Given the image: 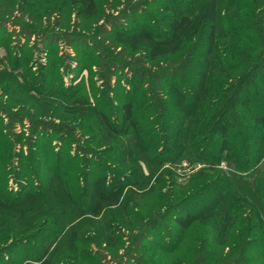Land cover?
<instances>
[{
    "label": "trees",
    "instance_id": "16d2710c",
    "mask_svg": "<svg viewBox=\"0 0 264 264\" xmlns=\"http://www.w3.org/2000/svg\"><path fill=\"white\" fill-rule=\"evenodd\" d=\"M64 1L84 19L97 14V0ZM203 1L158 0L157 21L144 18L131 29L113 33L114 43L123 51L155 65L152 73L131 69L130 94L121 107L120 123L105 114L97 98L93 103L89 98L57 99L45 93L28 98L30 110L40 116L55 119L66 114L83 122L80 129L89 131L92 143L104 148L115 165L124 167L139 149L145 159H158L168 153L173 154L172 162L186 160L191 164L196 160L204 165L203 169L187 175L189 180L184 184H167L160 179L158 187L171 189L164 193L155 186L144 192L137 189L143 181L141 174L130 172L120 177L115 171L97 167L81 210L74 199V188L78 186L74 174L79 166L72 167L70 159L61 153L52 154L50 170L55 176L49 181L54 183L53 178L60 180L62 176L63 197L45 191V186L29 191L26 170L19 161L13 174L20 192L10 198L3 177L8 164L3 158V250L35 244L41 250L36 258L42 262L59 231L56 213L65 215L61 225L76 209L81 215L99 218L108 209L121 206L126 216H135L130 209H139V201L151 196L157 207L168 193L180 205H188L192 199L199 201L173 216L177 235L172 249L178 247L187 230L202 224L210 228L214 246L230 243V256L239 257L233 264L256 262L261 252L253 255L255 258L249 254L256 248L263 251L260 258L264 264V0H214L218 10L213 9L214 15L211 10L209 16L202 8ZM148 77L153 79L151 98H147L145 88ZM216 147L223 156L225 172L217 168L222 160L214 154ZM3 152L0 146V156ZM41 197L45 205L39 209ZM158 226L153 223L151 227ZM121 228L127 232L133 229L120 222H112L105 229L111 238L112 234L120 235ZM235 230L238 235H231ZM211 254L204 261L219 258ZM0 264L18 263L0 256Z\"/></svg>",
    "mask_w": 264,
    "mask_h": 264
},
{
    "label": "rangeland",
    "instance_id": "374dc122",
    "mask_svg": "<svg viewBox=\"0 0 264 264\" xmlns=\"http://www.w3.org/2000/svg\"><path fill=\"white\" fill-rule=\"evenodd\" d=\"M213 1L205 0L201 4L207 16L218 10ZM157 4L158 0H97V14L84 19L64 0H0V146L4 147L0 162L6 158L4 162L8 165L3 177L8 184L7 195L10 198L20 192L17 176L13 174L19 161L26 170L25 182L29 183V191L38 190L39 185L40 189L45 186V191H55L59 197L64 196L62 176L60 180L53 178L54 183L49 181L55 176L50 170L53 153H61L70 159L72 167L75 164L79 166L74 174L78 185L74 188V199L81 210L85 207L89 182L97 167L115 171L120 177H126L130 172L141 174L143 181L137 189L144 192L155 186L164 193L171 189L165 185L158 187L160 179L163 178L167 184H184L187 175L203 169L204 165L196 160L191 164L186 160L172 162L173 154L168 153H163L158 159H145L139 149L134 151L132 159L124 167H120L113 163L104 148L92 143L89 131L80 129L83 122L66 114L54 119L30 110L28 98L38 97L39 93L57 99L62 96L89 98L92 103L97 98L102 101L101 108L105 114L113 122L120 123L121 107L130 94L131 69L141 68L152 73L155 65L144 63L137 55L123 51L114 43L113 33L131 29L144 18L157 21ZM150 78L145 83L147 98H151L153 79ZM186 135L187 132L183 137L185 141ZM214 152L224 162L217 147ZM64 163L67 164L66 160ZM220 164L218 170L225 172L226 167ZM126 189L129 190L128 187ZM167 194L157 207H154L155 201L151 196L143 202L137 201L139 209H130L136 213L135 216H126L121 206L108 209L99 218L81 215V211L76 209L61 225L65 215L56 213L59 231L42 262L37 259L41 250H37L35 244L3 250L6 245L0 243V256L18 264L235 263L234 258L238 256H230V243L226 247L214 246L210 228L202 224L187 230L178 247L172 249L177 235L173 216L199 201L192 199L188 205H180ZM246 196L250 194L246 193ZM44 205L41 197L39 209ZM112 222H120L121 226L131 225L133 229L127 232L121 228L120 235L112 234L109 238L108 228H105ZM153 223L159 226L152 228ZM231 235H238V231ZM256 249L249 250L251 257L261 252L256 255V262L240 261L239 264H262L260 257L263 251ZM211 253L220 259L204 261L207 254L212 257Z\"/></svg>",
    "mask_w": 264,
    "mask_h": 264
},
{
    "label": "built area",
    "instance_id": "2783aa9c",
    "mask_svg": "<svg viewBox=\"0 0 264 264\" xmlns=\"http://www.w3.org/2000/svg\"><path fill=\"white\" fill-rule=\"evenodd\" d=\"M183 165H186V163H184ZM220 165H221V167H225V166H224V162H221Z\"/></svg>",
    "mask_w": 264,
    "mask_h": 264
}]
</instances>
